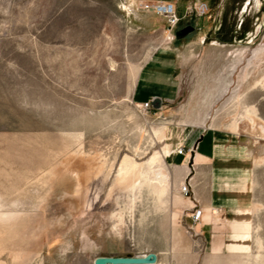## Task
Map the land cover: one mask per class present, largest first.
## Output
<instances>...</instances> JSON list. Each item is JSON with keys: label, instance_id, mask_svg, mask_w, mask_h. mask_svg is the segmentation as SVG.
<instances>
[{"label": "rangeland", "instance_id": "1", "mask_svg": "<svg viewBox=\"0 0 264 264\" xmlns=\"http://www.w3.org/2000/svg\"><path fill=\"white\" fill-rule=\"evenodd\" d=\"M158 2L177 26L144 7ZM163 51L178 94L144 110L137 81ZM205 131L246 164L239 219L193 224L194 194L178 191L173 151ZM151 252L264 264V0H0V264Z\"/></svg>", "mask_w": 264, "mask_h": 264}, {"label": "crops", "instance_id": "2", "mask_svg": "<svg viewBox=\"0 0 264 264\" xmlns=\"http://www.w3.org/2000/svg\"><path fill=\"white\" fill-rule=\"evenodd\" d=\"M170 55L168 51L159 52L144 66L136 85L135 97L138 101L160 98L163 103L176 99L179 86L173 74L178 63L176 55ZM201 136L203 138L197 145L199 139L192 144V149H195L193 171L188 167L190 159L187 161V156L173 151L170 162L183 177L179 187L184 181H189L194 194V207L204 211H228L232 219H239L243 216L240 203L246 200L249 189L246 164L235 158L237 147L232 146L222 134L205 131ZM177 147L188 149L187 141Z\"/></svg>", "mask_w": 264, "mask_h": 264}, {"label": "built area", "instance_id": "3", "mask_svg": "<svg viewBox=\"0 0 264 264\" xmlns=\"http://www.w3.org/2000/svg\"><path fill=\"white\" fill-rule=\"evenodd\" d=\"M146 9H154L158 14L163 15L167 18L168 25L173 28L178 25L180 22L181 18L178 16L177 13V8L174 4L169 3V2H158L155 5H149L145 4L144 6ZM207 6L203 5L200 7L199 14L203 15L207 11ZM142 108L144 110H151L153 109L152 107V100L144 103L142 105ZM191 149H186L185 147H180L176 150V153L178 155H183V156H191ZM179 192L181 193L182 196L184 197H190L192 195V187L189 181H184L180 187H179ZM214 214H217V211H213ZM204 218V210L200 207H194L193 212L190 215V219L193 224H198L200 223Z\"/></svg>", "mask_w": 264, "mask_h": 264}, {"label": "water", "instance_id": "4", "mask_svg": "<svg viewBox=\"0 0 264 264\" xmlns=\"http://www.w3.org/2000/svg\"><path fill=\"white\" fill-rule=\"evenodd\" d=\"M195 27L187 26L183 29L177 30L175 37L177 40L185 39L188 35L193 33ZM162 100L160 98H155L152 100L153 109H160ZM203 136L199 138L196 145L202 140ZM194 157L195 149L191 152V157L188 162V167L193 171L194 167ZM158 261V256L156 253H147L146 255L140 256H99L93 261V264H156Z\"/></svg>", "mask_w": 264, "mask_h": 264}, {"label": "flooded vegetation", "instance_id": "5", "mask_svg": "<svg viewBox=\"0 0 264 264\" xmlns=\"http://www.w3.org/2000/svg\"><path fill=\"white\" fill-rule=\"evenodd\" d=\"M187 26H190V25L182 26V27H180L178 30L183 29V28H185V27H187ZM188 36H189V35H188ZM188 36H187V37H188ZM187 37H186V38H187Z\"/></svg>", "mask_w": 264, "mask_h": 264}, {"label": "bare ground", "instance_id": "6", "mask_svg": "<svg viewBox=\"0 0 264 264\" xmlns=\"http://www.w3.org/2000/svg\"><path fill=\"white\" fill-rule=\"evenodd\" d=\"M188 160H189V159H188ZM188 160H187V161H188Z\"/></svg>", "mask_w": 264, "mask_h": 264}]
</instances>
